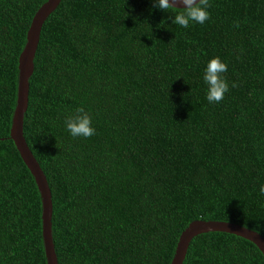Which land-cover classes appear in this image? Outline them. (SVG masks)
<instances>
[{
    "label": "trees",
    "instance_id": "trees-1",
    "mask_svg": "<svg viewBox=\"0 0 264 264\" xmlns=\"http://www.w3.org/2000/svg\"><path fill=\"white\" fill-rule=\"evenodd\" d=\"M45 1L0 0V264H46L40 193L9 137L18 56ZM154 3L61 0L42 25L23 135L51 191L58 264H170L195 219L264 237V0H209L210 19L187 28L172 23L181 8ZM216 57L229 91L209 103L203 77ZM79 107L90 138L66 128ZM182 264L264 255L209 231Z\"/></svg>",
    "mask_w": 264,
    "mask_h": 264
},
{
    "label": "water",
    "instance_id": "water-1",
    "mask_svg": "<svg viewBox=\"0 0 264 264\" xmlns=\"http://www.w3.org/2000/svg\"><path fill=\"white\" fill-rule=\"evenodd\" d=\"M61 0H46L35 11L26 33V41L18 56V82L16 104L13 110L9 137L14 142L24 164L34 177L41 198V229L46 264H58L51 232L52 199L46 176L30 150L23 135V117L28 105L29 77L34 69V55L40 31L47 17L56 9ZM172 2V0H170ZM174 7L183 5L175 3ZM209 231H222L243 237L254 243L264 255V237L257 231L240 224L223 220L195 219L181 231L170 264H182L189 243L193 237Z\"/></svg>",
    "mask_w": 264,
    "mask_h": 264
},
{
    "label": "clouds",
    "instance_id": "clouds-1",
    "mask_svg": "<svg viewBox=\"0 0 264 264\" xmlns=\"http://www.w3.org/2000/svg\"><path fill=\"white\" fill-rule=\"evenodd\" d=\"M175 3L183 5L172 19V23L175 25L187 28L190 23L204 24L210 19V13L207 11L210 7L209 0H172V2L170 0H155L154 6L166 11L174 8ZM236 26L239 27V24ZM227 71V64L218 57L212 58L208 62L203 79L207 85L206 98L209 103H220L229 91V84L223 75ZM231 86L237 87L238 85L233 82ZM65 124L74 138H90L95 135L96 130L92 126V116L83 107L77 108L75 114L68 116ZM260 193L264 194V185L260 187Z\"/></svg>",
    "mask_w": 264,
    "mask_h": 264
}]
</instances>
